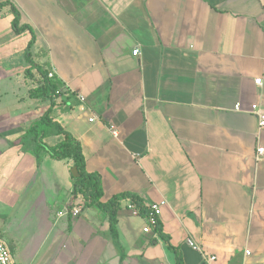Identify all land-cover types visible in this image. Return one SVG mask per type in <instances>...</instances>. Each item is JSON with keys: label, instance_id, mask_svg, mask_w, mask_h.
Masks as SVG:
<instances>
[{"label": "crops", "instance_id": "0c3cea01", "mask_svg": "<svg viewBox=\"0 0 264 264\" xmlns=\"http://www.w3.org/2000/svg\"><path fill=\"white\" fill-rule=\"evenodd\" d=\"M2 4L0 238L19 264H264V128L252 113L264 111V0ZM11 7L33 35L13 31ZM33 37L32 62L62 84L51 117L81 144L102 202L165 201L158 232L125 199L116 245L109 217L73 198V162L20 145L51 108L29 98L41 82L26 76ZM71 204L81 214L58 217Z\"/></svg>", "mask_w": 264, "mask_h": 264}, {"label": "trees", "instance_id": "16d2710c", "mask_svg": "<svg viewBox=\"0 0 264 264\" xmlns=\"http://www.w3.org/2000/svg\"><path fill=\"white\" fill-rule=\"evenodd\" d=\"M6 5L7 4L0 5V11ZM11 12L14 15L12 29L17 35L22 34L26 30L31 31L28 26H20V16L14 7H11ZM31 33L33 35L32 31ZM33 44L34 37L30 41L25 53V59L27 63L30 64V68L26 70V76H32L31 70L36 69L40 74L41 82L39 87L30 91L29 98L40 101H50L51 108L45 112V114L39 120L32 124L27 131H25L19 143L25 151L31 152L38 162L41 161L42 154H46L51 159L56 161L71 160L73 162V167L77 168L79 173L78 178H73V198H80L84 204V207L86 208H99L109 217L110 233L113 237L114 243L118 245L117 210L119 209L120 202L125 199H130L132 205L138 208L139 214L146 218L148 211L140 198L129 194L115 196L106 203L102 202L104 192L101 179L97 174L87 172L86 161L83 155L81 144L68 131L63 129L58 123L54 122L51 117L52 108L55 106V100L61 94L60 91L62 84L56 77L50 79L48 77V71L32 62L30 50ZM57 92L60 93L57 94ZM51 134H56L61 137V141L55 146L47 145L44 142L46 137ZM69 207L72 208L73 204H71ZM159 230L160 223L155 228L156 232ZM176 264H182L180 259L177 260Z\"/></svg>", "mask_w": 264, "mask_h": 264}, {"label": "built area", "instance_id": "2783aa9c", "mask_svg": "<svg viewBox=\"0 0 264 264\" xmlns=\"http://www.w3.org/2000/svg\"><path fill=\"white\" fill-rule=\"evenodd\" d=\"M138 53H139V50L137 49V50L133 51L132 55L138 56ZM48 77L50 79H53L54 77H56V75L52 72V73H49ZM255 84L257 86H261V79L256 80ZM66 90L69 93H71V92L73 93V91H71V90H68V89H66ZM60 92H57V94H59ZM77 98L79 99L80 102L84 103L85 99L80 94H77ZM239 109H240V106L236 105L235 110L239 111ZM252 113L258 117L259 128H264V111L261 110L258 105H254L252 107ZM94 120L95 119L93 118L90 120V122H93ZM110 130L112 132V135L115 138H117L118 137V131L115 128V126H113V125L110 126ZM263 155H264V148L259 147L257 150L256 158L258 160H260ZM165 205H166V202L161 201L160 203H153V204L148 205V207H146V209L148 211V215L146 218L147 219V226L143 230L144 233H149L151 230H155V228L160 223L162 208ZM128 209L139 214L138 208L134 205H130L128 207ZM81 212H82L81 207L73 206L72 208H67L64 212H60L58 214V217L66 216L69 214H71L73 217H77L81 214ZM187 245L196 252H202L201 247L199 245H197L196 243H194V241H192L191 239L187 240ZM213 260H215V257L210 258V261H213ZM0 264H17L13 255H12L10 248L5 243V241L1 238H0Z\"/></svg>", "mask_w": 264, "mask_h": 264}, {"label": "water", "instance_id": "95a60500", "mask_svg": "<svg viewBox=\"0 0 264 264\" xmlns=\"http://www.w3.org/2000/svg\"><path fill=\"white\" fill-rule=\"evenodd\" d=\"M71 174H72L73 178H78L79 177L78 170L75 167L72 168Z\"/></svg>", "mask_w": 264, "mask_h": 264}, {"label": "rangeland", "instance_id": "374dc122", "mask_svg": "<svg viewBox=\"0 0 264 264\" xmlns=\"http://www.w3.org/2000/svg\"><path fill=\"white\" fill-rule=\"evenodd\" d=\"M15 260H16V259H15ZM16 263L19 264V263L17 262V260H16Z\"/></svg>", "mask_w": 264, "mask_h": 264}]
</instances>
